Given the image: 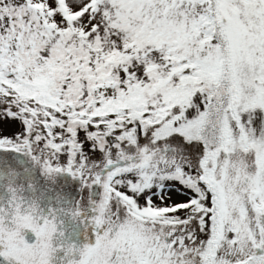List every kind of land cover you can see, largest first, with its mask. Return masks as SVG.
Listing matches in <instances>:
<instances>
[{"label": "snow or ice", "instance_id": "6c2138e0", "mask_svg": "<svg viewBox=\"0 0 264 264\" xmlns=\"http://www.w3.org/2000/svg\"><path fill=\"white\" fill-rule=\"evenodd\" d=\"M0 117L8 264L88 209L67 264H264V0H0ZM61 173L81 196L42 215Z\"/></svg>", "mask_w": 264, "mask_h": 264}, {"label": "rangeland", "instance_id": "374dc122", "mask_svg": "<svg viewBox=\"0 0 264 264\" xmlns=\"http://www.w3.org/2000/svg\"><path fill=\"white\" fill-rule=\"evenodd\" d=\"M19 125L13 121L11 118L8 117H0V129L3 130L4 134L11 135L15 131H17ZM16 160H18L19 164H13L14 167L19 168H30L31 165L28 161V159L24 156L16 155ZM32 175L35 177L37 176L36 173H32ZM40 181V187L38 189V192H43L44 196L43 199L40 200V207L43 210L42 215H48L49 208H56L58 207V198L60 201V205L67 207L68 205H72L78 200L81 196L80 194V180L78 178H74L69 173H61L58 174L54 180L45 181L42 177H39ZM8 193L3 187H0V204L5 203ZM83 196L86 200L87 193L86 191L83 193ZM174 199H182V197H174ZM90 212H92L90 209L86 210L84 212V215L82 214V217H88L90 215ZM58 221H61L62 223H58V232L54 234L53 240H52V246L55 249H61L59 246L58 240L61 241V239L64 237L66 239L75 240L74 234L82 236L86 240V243L88 245L94 244L95 242H92V239L94 236L90 237L91 227L84 228L83 225L85 223H88V219H85L84 222H80L79 220H73L69 215H65L63 213L58 214ZM40 223L43 221L40 220ZM81 225V228L78 229V225ZM90 225V224H89ZM88 225V226H89ZM31 231L30 229H24L22 233ZM32 232V231H31ZM63 232V236H60L59 233ZM90 234V235H89ZM64 235H67L65 237ZM81 241V240H80ZM77 248V244H74ZM82 249V248H80ZM78 257V254L76 255Z\"/></svg>", "mask_w": 264, "mask_h": 264}, {"label": "flooded vegetation", "instance_id": "af4514ba", "mask_svg": "<svg viewBox=\"0 0 264 264\" xmlns=\"http://www.w3.org/2000/svg\"><path fill=\"white\" fill-rule=\"evenodd\" d=\"M83 215H84V212L82 213ZM94 215V213L93 212H90V215H88L89 216V218H88V223H85L84 225H83V227L84 228H89V227H91V230H92V232H91V234L92 235H90V237H92V236H94L93 237V239H92V242H95V236H96V231H98V230H96L95 229V225L92 223V221H91V217ZM90 224V225H89ZM89 225V226H88ZM81 228V225L79 224L78 225V229H80ZM81 234V233H80ZM77 235L76 233L74 234V238H75V240H68V239H66V238H62L61 239V241L60 240H58V243H59V246L61 247V249H58L56 252H54L53 253V255H52V257H51V264H67V258L65 257V251H64V246L65 245H74V244H77V246H78V248H83V246L85 245V244H87L86 243V240L83 238V235L81 236V235ZM22 235L24 236V239H25V241L27 242V243H29V244H33V243H35L36 242V240L34 241V242H28L27 240H26V238H25V232L24 233H22ZM65 237H67V235H64ZM81 240V241H80ZM90 245H92V244H90ZM73 258H75V259H79V256L77 257L76 255L73 257ZM0 264H8V262H6V261H4L3 260V258H0ZM12 264H14V261L12 262Z\"/></svg>", "mask_w": 264, "mask_h": 264}, {"label": "water", "instance_id": "95a60500", "mask_svg": "<svg viewBox=\"0 0 264 264\" xmlns=\"http://www.w3.org/2000/svg\"><path fill=\"white\" fill-rule=\"evenodd\" d=\"M25 238L28 242H34L36 240L35 233L28 231L25 233Z\"/></svg>", "mask_w": 264, "mask_h": 264}]
</instances>
